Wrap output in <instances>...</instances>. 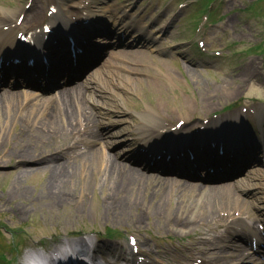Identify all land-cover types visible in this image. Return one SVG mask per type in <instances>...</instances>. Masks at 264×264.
<instances>
[{
	"label": "rangeland",
	"instance_id": "obj_1",
	"mask_svg": "<svg viewBox=\"0 0 264 264\" xmlns=\"http://www.w3.org/2000/svg\"><path fill=\"white\" fill-rule=\"evenodd\" d=\"M31 1L33 0H0V13L5 11L16 16L18 10L22 7L28 8ZM63 2V10L68 8L67 6L70 7L67 17L69 21L84 11L79 5L82 0ZM48 4L49 0H40L39 6L43 16L48 12ZM108 7L116 10L120 7L127 18L132 19L144 30L143 34L152 35L156 40L154 44H146L141 38L131 43L132 37L126 35L124 44L105 48L121 54L133 53L134 58L129 62L116 60L136 67L138 72L146 75L152 82L154 91L148 86L141 87L134 83L130 85L132 91L126 92L111 86L103 93V98L99 95L96 97L99 103H89L86 113L90 110L97 112L103 125L110 124L112 119L114 125L103 129L104 138L98 144L103 145L110 155H117L136 169L156 175L160 180L166 179L164 175L155 174L134 161L137 158L143 159L142 154L146 153V148L141 145L143 140L154 144L163 141L161 136H152L147 140L144 138L154 132L158 124L167 122L174 126L189 116L204 118L226 106L237 107L248 100L264 99V0H91L89 9L101 10ZM108 24L111 29H117L119 26L111 20ZM62 40L68 44L66 35ZM93 40L89 41L90 44H98ZM66 46L68 48V45ZM103 57L93 62L91 67ZM99 68H93L90 73L97 75L101 80L107 77L108 72L101 73ZM111 69L112 67H109V70ZM127 71L132 70L127 69L126 74ZM8 80L11 82V78ZM18 81L20 85L13 89H8L9 84L4 82L0 85V92L23 90L31 94L29 101L36 102L39 97L51 96L54 92L55 95H61L58 91L64 88H55L50 94H41L34 88L23 86L26 83L22 79L19 78ZM93 85L95 83H90L88 87L91 92ZM72 86L68 88L78 89L84 85ZM105 98H110L108 101L111 105L108 107L101 105ZM158 104H161L159 108ZM187 105H190L188 112ZM3 109L4 116H11V110L6 107ZM25 111L23 109L18 112L11 124L2 121L3 129L0 127V143L5 146L0 148V253L4 254L7 260L3 264H21L31 249L69 239L77 232H83L91 238H96L99 234L96 239L100 238L101 249L108 253L113 252L112 254L118 257L128 250V236L133 234L139 247H144L154 255L159 254L163 264H190L187 261V250L194 241L196 232L173 228L163 218L165 215H154L150 204L159 199L153 200V193H148V196L144 194L145 197L140 198L135 208H129L128 213L122 215L117 206L119 196L103 184V180L112 179L111 176H94L92 172L91 176L86 177L87 173H81L76 176L72 185L62 188V194L68 199L60 203L58 199L55 200L57 188L51 185L59 178V174L49 169L54 163L45 161L34 164L35 161L31 160L27 164L19 165L17 158H5L8 152L20 150L22 146L29 144V141L22 142L17 137H21L23 132H30L28 134L32 139L30 128L43 118L42 115L40 119L26 116ZM260 112L251 116L246 126L263 138L264 116L261 117ZM139 114L155 115V122L158 124L151 128L144 125L148 127L142 130L145 133L139 131L142 125L139 122ZM111 115L112 118L109 119ZM252 121L256 122L254 127L250 124ZM25 124L30 127L25 128ZM37 126L41 125L37 123ZM78 131L69 139L48 140L50 146L43 149L44 156H49L51 152L59 153L60 150L70 151L68 158L82 171V161L76 159L75 155L87 149L88 141H96L98 138L90 135L85 126ZM30 145H33V142ZM195 148L199 149L197 146L192 147L193 152ZM131 150H138L137 158L128 153ZM184 154L188 155V150L185 149ZM252 163L255 162H249L246 166ZM188 166L190 170H195L193 164ZM246 166L242 168L241 177L249 178L251 183L256 184L254 188L264 195V172L258 176L254 174L256 170H264V164L251 169ZM202 170H205L204 167ZM203 171L198 173L206 172ZM240 187V193L255 205L254 208L251 206L250 211L255 214L258 212L264 217V203L257 202L252 194H244V183H241ZM111 195L116 202L114 207L108 206ZM176 202L179 204L181 201ZM165 204V210L171 211L172 205L169 202ZM197 211L199 212L200 208ZM108 244L112 246L108 248ZM256 261L264 264L259 255L256 256Z\"/></svg>",
	"mask_w": 264,
	"mask_h": 264
},
{
	"label": "bare ground",
	"instance_id": "obj_2",
	"mask_svg": "<svg viewBox=\"0 0 264 264\" xmlns=\"http://www.w3.org/2000/svg\"><path fill=\"white\" fill-rule=\"evenodd\" d=\"M39 5L40 0L33 1L32 5L30 6L31 8L25 16V22H40V20L42 22V8ZM19 10L23 12L24 8H20ZM88 15L89 16L87 17H91V15H93V18L96 19L102 16H107V18H111L115 24L121 23L120 30L114 32L115 38L113 41H119L122 43L119 34L122 33V30L124 33H126L132 28L134 29L132 34L134 35L135 39H133V41H138L140 38H144V42L146 44H153L155 41V39L151 35L145 36L142 31L143 29H141L140 26H137L132 19L127 18L126 13L120 10V7L117 8L115 13H112V10L106 9L103 11H93L92 14ZM12 17L13 15H10L5 11L0 13V48L4 47L5 45L4 49L2 50L3 53L6 48H9L8 51H16L14 50L16 49L15 45L17 43L21 44L17 36V31H22L23 25H18L16 23L12 24ZM66 20L67 19H65L62 14H59V16L57 15L51 18L50 24L52 27L57 28L64 21L65 23H67ZM1 23H9L10 26L7 30H4L1 27ZM97 31H102V28L97 29L96 32ZM46 35L47 34L44 31L34 32L32 34V39H30L34 42L35 50L45 44L44 38L46 37ZM90 40L91 39H89V41ZM98 41L100 43L112 42L107 39H98ZM83 42L86 47L89 46L88 42H86L85 40H83ZM93 47L95 48V52H97L96 57L100 56L101 51L103 52L104 50V46L95 44ZM29 48L30 47H28V49ZM31 49L34 50V48ZM59 49L62 51L63 59L61 58L59 60L54 57L52 63L47 68H45L46 66L43 64L42 66L45 67H43L41 70H36L38 72L37 74L45 79V87L48 89L54 87V85L58 81V77L61 75L63 77L65 76V78L69 77L67 80V83H69L77 75H79L82 69L87 65L85 62V58L80 57V65L72 68L68 65V52L66 51L64 44H60ZM17 53H27V50L18 51ZM106 53L107 55L109 54V56L104 62L103 66L99 68V70L101 71V73L108 72L107 74L105 73L107 77H103V79L99 80L98 76L93 74L89 77L88 82L81 88L70 89L65 86L63 90L58 91L61 95H55L56 93L54 92L51 94V96L49 95L39 97L36 102L29 101L31 94L23 90L15 89L7 92H0V127L3 125L2 121H6L11 124L12 121H14V119L16 118L18 112L23 109L26 110V116L29 115L30 117L39 118L40 115H42L43 117L42 119L39 118L40 120L35 122L34 126L32 124L33 127L30 128L32 139L28 134L30 132H27L25 134L23 132L20 135L22 139L21 137H17L22 142L29 141V144L22 146L20 150H12L8 152L5 158H10V156L17 158L19 160V165L23 163L27 164L31 160L35 161L34 164H39L45 161L54 163L55 165L50 166L49 169L55 174H59V178L57 182L56 180H54L51 185L57 188V190H55V200L58 199L60 203H63L68 199L67 196L62 194V188L64 186L72 185L73 181L76 179V176L81 173H87L86 177L91 176L92 172L94 176L95 174L102 175L106 178H108V176H111L112 179L103 180L104 183L102 180L101 181L105 186L114 190L115 193L119 196L117 206L119 207V212H121L122 215L128 213L129 208H135L139 204L140 198L145 197L144 194L148 196V193H153V200L159 199L158 201L152 202L150 204L151 211L154 215H165L163 218H165L167 220V224L173 228H178L181 231L188 230L190 233H192L193 231L196 232L194 241L188 246V262H190V259H192V254L194 256L201 255L204 260L203 264H215L213 261H215L216 264H241V262L237 263L232 260H226L225 255H227V253H231L233 255H236L237 257H241L245 255V249L227 252L226 248L228 247V243H222L216 236H224V232L221 230L223 226H226L227 224H229V226L239 224L238 219L236 218L237 213L243 215V217L241 218H245V215L250 216L251 211L249 206L252 205V201H250L249 199L244 197L242 193H240L241 183H244L245 187L254 185L256 186V184H253L249 181V178L242 177L241 179L233 182H216L205 185H202L199 182H190L185 179L183 180L180 177L173 176H168L166 177V179L160 180L157 178L158 176L151 175L150 173H144L136 169L134 165H130L124 162V160H122V158H120L119 156L110 155V153L106 151L103 145H98L99 142H102L104 138L103 129H109L110 126L114 125V123L111 119L112 115L109 118L111 119L110 124L103 125L101 119L98 117L99 114L97 112L95 113L94 111L90 110L92 112L89 113L90 111H88L87 114L86 107H89V103H99V100L96 97L99 95L101 98H103V93L111 86L120 88L121 90L126 92L132 91L131 86L132 83H134L135 85L141 87L148 86L153 90V88L151 87L152 82L149 80V78H147L146 75L138 72L139 70H137L136 67H131L118 62L119 59L129 62L130 59L134 58L133 53L121 54L120 52L118 53L114 50L106 51ZM61 64L63 66H60ZM109 67H112V69L109 70ZM127 69L132 71H127L128 73L126 74ZM25 71L26 70L24 69V71L21 72L25 73L24 75L27 77L25 79L26 81L29 80L34 82L35 79H37L36 72H31L29 75V72L27 73ZM6 78L7 75L3 72L0 80L7 81L8 78ZM113 78L115 82L113 81ZM90 83H95V85H93L94 89L92 90V92L88 89V87H90ZM108 100H110V98H108ZM108 100L106 98L103 99L101 105L106 107L111 105V102ZM160 106L161 104H158L157 108H159ZM4 107L11 110L9 112L11 113V116L9 115L7 117V115L4 116L2 114ZM186 109L188 112L190 109V105H187ZM260 109H262V107ZM111 113H115V111H111ZM139 116L141 117L139 122L142 123L139 131L145 130L148 127H154L156 126V124H158L157 122H155V115L139 114ZM120 120L124 121L122 119ZM192 120L194 119L189 117V121ZM225 121H228V119H226ZM229 122L230 124H227V126L225 127L226 131H224L226 134L229 133V129L233 128L230 126L231 124H233L232 126L238 124L235 119H230ZM37 123H39V125L41 126L38 127ZM144 125H147L148 127H144ZM162 125L163 123H161L160 125L158 124L154 132H150L147 135V138H149L150 135L162 132V130L165 129L164 127H162ZM219 125H221L220 120H216L209 128L210 130L215 128V132H217ZM82 126H85L87 128V131L90 132V135L98 138L96 141H88L87 143H89V145L87 146V149L75 155L76 159L82 161V171H80L76 167V165H74V163H72L68 158L69 154H71L70 151L64 152L63 150H60L59 153L58 151L51 152L49 156H44L45 150L43 149H47L50 146V144L47 143L48 140L50 141L56 138L69 139L71 138L72 134L76 135V133L79 132L78 130H80ZM27 127L30 126L26 125L25 128ZM2 129L0 131V135L2 134ZM142 132L145 133L144 131ZM222 132L223 130L221 128V133ZM31 142H33V145H30ZM1 147H5L4 144L0 143V148ZM40 150H43V152L37 154V152H40ZM253 151L254 150H252V152ZM128 153L134 158L137 155L138 150H131ZM200 153L203 154V151H201ZM231 155L232 156L229 155V157H226L225 159L222 157H217L216 155L212 156L209 162L213 165L219 164L225 171L220 173L207 174L210 180L213 179V181H218V179L222 177L237 176V172H240L242 170V167L246 163L248 164L249 160L253 158V153H249V157H245V152H235ZM135 158H137V156ZM218 159H220V162H218ZM179 161L184 162L183 165L185 164V169H189L190 166H188V164L191 165V163L188 157L183 156ZM209 162L203 161L200 162V165L205 166V164ZM229 163L231 164L229 165ZM179 165L182 164L180 163ZM262 172H264V170L260 169L254 171V174L256 173V175L258 176L262 174ZM253 194V196H255L258 200L264 202V195L261 193V191H255L254 189ZM111 197H109L108 206L114 207V203L116 202L112 195ZM176 199L181 202L177 204ZM166 202H169V204L172 205L171 211H169L168 209L165 210ZM174 204H177V206ZM198 208H200L199 212L197 211ZM230 237L231 239H233L236 238V235H233L230 232ZM110 246H112V244H108V247ZM98 250H100L99 244ZM85 257L86 255L79 256L74 259L82 260ZM90 258L91 257H88V259ZM94 258H98L96 253L94 254ZM122 258L125 259L126 256L123 255ZM126 259H129V261L131 260L132 264H157L158 262H163L159 254L153 255V261L150 262H147L146 260L137 262V260L134 259V255H132L131 258L128 257ZM69 261L71 260L66 257L59 262L61 264H72ZM105 263L112 264V261L107 260Z\"/></svg>",
	"mask_w": 264,
	"mask_h": 264
}]
</instances>
